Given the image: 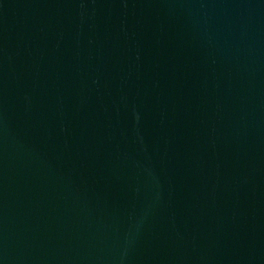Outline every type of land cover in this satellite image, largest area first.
Returning a JSON list of instances; mask_svg holds the SVG:
<instances>
[{
	"label": "water",
	"instance_id": "1",
	"mask_svg": "<svg viewBox=\"0 0 264 264\" xmlns=\"http://www.w3.org/2000/svg\"><path fill=\"white\" fill-rule=\"evenodd\" d=\"M0 264H264V0H0Z\"/></svg>",
	"mask_w": 264,
	"mask_h": 264
}]
</instances>
